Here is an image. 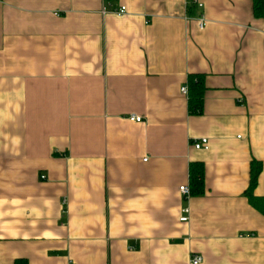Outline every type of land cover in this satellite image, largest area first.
Returning <instances> with one entry per match:
<instances>
[{
  "label": "crops",
  "instance_id": "0c3cea01",
  "mask_svg": "<svg viewBox=\"0 0 264 264\" xmlns=\"http://www.w3.org/2000/svg\"><path fill=\"white\" fill-rule=\"evenodd\" d=\"M195 1L0 0V264H264V0Z\"/></svg>",
  "mask_w": 264,
  "mask_h": 264
},
{
  "label": "trees",
  "instance_id": "16d2710c",
  "mask_svg": "<svg viewBox=\"0 0 264 264\" xmlns=\"http://www.w3.org/2000/svg\"><path fill=\"white\" fill-rule=\"evenodd\" d=\"M253 12L255 14L262 13V0H254ZM190 77L191 76H189L191 87L195 90V92H197V95H198V93L201 90V83L197 79L195 82H193L192 78ZM199 101H200V98L197 99L196 104H198ZM259 166H260L259 163L250 162L249 180H248L247 188L245 190V196L251 206H253L259 212L264 214V196L256 197V196H253L252 194V189L256 183ZM201 179H202L201 165L198 163L190 164L189 165V182L193 190L196 192L202 191V180ZM15 264H22V263L16 262Z\"/></svg>",
  "mask_w": 264,
  "mask_h": 264
},
{
  "label": "built area",
  "instance_id": "2783aa9c",
  "mask_svg": "<svg viewBox=\"0 0 264 264\" xmlns=\"http://www.w3.org/2000/svg\"><path fill=\"white\" fill-rule=\"evenodd\" d=\"M192 3H196L197 6H200V4L197 3L195 0H192ZM111 11L116 15H121V14L125 13V8H124V6H119L118 8L113 9ZM196 24H197V27L199 29L203 28V26L205 24L204 18L202 16L196 17ZM179 92L182 95L187 96V93H188L187 85L186 84L181 85L179 88ZM127 119L130 121H133V122H138L141 120V117L138 115H135V114H128ZM205 142H206V139L201 138L199 140H194L192 143L195 147H199V146H202ZM41 177H43V176H41ZM178 190L181 193V195L184 197H187L189 195V188L186 184L180 185L178 187ZM180 211H181V215L179 217V220L186 221L187 220V214H188V208L183 207V208H181ZM200 261H201V257L199 255H191L189 258L190 264H198Z\"/></svg>",
  "mask_w": 264,
  "mask_h": 264
}]
</instances>
